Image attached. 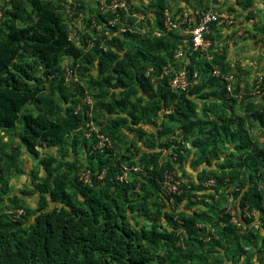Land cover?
Returning a JSON list of instances; mask_svg holds the SVG:
<instances>
[{"label": "trees", "instance_id": "trees-1", "mask_svg": "<svg viewBox=\"0 0 264 264\" xmlns=\"http://www.w3.org/2000/svg\"><path fill=\"white\" fill-rule=\"evenodd\" d=\"M30 5L31 11L27 13L22 3H13L4 13L5 29L0 27V129H12L18 122L21 125L20 144L40 165L39 176L33 185L38 206L32 212L31 219L26 218L29 213L24 209L22 221H11L0 210V264L205 263L206 258L198 251V245L202 244L200 234L204 232L200 224L212 223L210 217H206L208 213L192 210L177 215L167 209V203L172 199L176 206L184 204L185 209L189 210L190 206L199 202L211 206L213 212L218 207L214 195L224 188H231L229 194L235 202V214L232 216L218 209L221 215L216 214L215 217L221 223V229L216 234L217 238L211 239L209 252H218L219 248L227 254L229 246L234 247V253L245 252L240 246V239L253 246L256 235L253 229L248 228L253 217L246 211L264 212L263 196L257 182L264 178V150L256 145L248 150L249 144L244 138L240 118L234 122L220 116L211 122L208 129H203L204 139L197 136L195 128L199 127V123H192L196 116L194 99H198L195 93L206 83L192 84L184 92H175L169 89L168 78L162 74L167 63L178 65L174 62L177 40L180 39L177 32L145 37L139 45L126 49L117 38L107 41L106 49L99 48L98 41H95L93 49L83 53L69 39L65 25L50 1L30 0ZM163 9L157 13L156 29H162ZM102 20L104 17L98 15L96 21L100 23ZM17 21L24 22V25L18 26ZM24 50L36 55L46 74L58 80L57 90L63 104L61 117H52L47 110L52 102L40 94V89L27 84L34 80L33 76L14 65L13 62ZM191 53L196 56L200 54L197 51ZM67 57L73 59L74 71L80 59L79 64L91 66L92 71L97 73L102 87H111L119 93L116 97L110 96L107 91L105 101H99L103 115L114 114L107 130L102 127L100 132L115 140L118 127L128 125L139 128L143 120L148 119L156 129V133L150 136L148 151H141L133 142L130 144L135 147V153L128 155L120 154L115 142L110 147L95 149L93 141L83 137V120L86 116L82 112H75L80 97L67 93L69 86L65 85L62 63ZM190 59L188 75L190 77L196 71L197 77L194 56ZM149 68L152 71L146 75ZM211 78L221 88V96L229 93L221 78ZM74 89L77 93L80 89L78 83H74ZM100 90L103 92L102 88ZM217 93L209 95L220 96ZM30 103L42 105L45 110L35 114L22 113ZM254 105L249 102L245 109L264 126V111L253 110ZM159 118L162 120L160 129L157 123ZM165 119L167 122H179L184 139H187L186 135L191 136L192 147L201 153L198 162L205 168L213 167L207 178L213 184L193 182L181 192L169 196L162 193L164 172L173 167L159 166L156 160L158 152L151 149L158 145L160 136L174 132L173 126L163 122ZM139 134L142 136L144 133L140 131ZM235 141H238L239 148L247 150L242 161L235 164L228 158L218 166L212 165L219 144ZM64 146H69L74 152V159H63V162L53 165L55 158L45 151H60ZM159 148L171 152L170 156L178 155L179 160L186 150L174 140ZM79 150L86 153L90 184L78 178L81 162L77 159ZM129 151L130 148H127L126 152ZM0 155L1 181L7 155ZM19 155V149H14L12 156L7 157L16 160ZM136 161L145 172L136 173L138 179L134 176L128 181L120 180L122 165L134 166ZM0 183L1 206L2 192L7 185ZM137 183L142 195L134 191ZM134 193L136 196L133 198ZM153 196V206L157 203L155 201L163 199L161 211L156 206L154 209L147 206V199ZM205 200L213 203H206ZM10 201L13 203V200ZM153 211L155 214H152ZM212 224L215 225L216 221ZM260 242L264 246V237Z\"/></svg>", "mask_w": 264, "mask_h": 264}, {"label": "rangeland", "instance_id": "rangeland-1", "mask_svg": "<svg viewBox=\"0 0 264 264\" xmlns=\"http://www.w3.org/2000/svg\"><path fill=\"white\" fill-rule=\"evenodd\" d=\"M43 1L52 3L54 11L66 27L69 39L78 45L83 53L92 50L95 41H98L99 48L106 49V42L112 41L113 38L121 41L123 49L139 45L142 38H151L153 36L152 31L157 27V13L163 7V14L167 11L168 14L172 15L175 12L205 8L211 5L220 15L226 17L224 22L214 26L212 29L211 37L213 43L211 47L205 51H197L200 53L198 56L186 48L188 51L187 74L188 66L191 64L190 57L192 56H194V62L197 64L196 70L198 71L197 77L196 71L190 77L188 75L190 86L196 83H206L201 90L195 93L198 99H194L196 116L192 123H199V127L195 128V131L198 137L204 139L205 132L203 129H208L211 122L216 121L218 117L225 116L234 122L236 118H240L244 127V138L246 143L249 144L248 150L254 145L264 150V126L251 116V112L245 109L246 104L252 102L255 104L253 110L264 111V0H128L129 7L126 10L118 11L115 15L109 9L111 0ZM17 2L22 3L24 11L27 13L31 11L30 0H0V27L2 29H5L4 21L6 16L4 13L6 9H9L13 3ZM101 7L105 10L103 14L100 10ZM98 15L104 17V20L100 23L96 21ZM93 19H95L97 24L91 27L90 21ZM16 23L18 26L24 25V22L21 21ZM177 35L180 36L177 42L182 43L186 35L183 32H179ZM80 61L79 59L74 71V66L72 69L73 59L67 57L62 63V69L65 85L69 86L67 93L80 97L79 102L76 104L75 112H82L86 116V119L83 120V137L93 141L94 148L96 141H98L96 135H102L107 138L110 145L114 142L117 143L118 148L116 150L120 154L135 153V147L141 149V151H148L147 145L149 144L150 136L156 133V129L154 130L148 119L143 120L139 128L129 127L128 125L118 127V132H115L117 134L115 135V140L100 132L102 127L107 130L106 128L114 119V114L103 115L102 111H100L99 101H105V93L110 92V96L115 95L116 97H118L119 93L111 87L113 92L110 88L102 87L97 73L92 71L91 66L79 64ZM13 63L21 67V69L27 70L34 78L32 81H28L27 84L40 89V94L52 102L47 109L52 117H61L63 115V104L57 90L58 80L46 74L44 66L38 57L31 51L24 50ZM222 73L230 74L233 78L231 92L225 93L223 96L220 94L221 88L217 87V83L211 78L213 76L219 77L217 74ZM260 79L261 82H259ZM210 81H212V84ZM74 83H78L80 86L77 93L74 89ZM100 88L103 89V92ZM212 92H219L217 94H220V96L209 95ZM40 110H45V107L30 103L24 108L22 113L35 114ZM165 121L166 125L174 127V132L160 136L157 142L158 145L151 149V151L155 150L158 152L156 160L159 166L170 165L174 168L166 170V175L169 179L164 188L161 186L162 193L169 196L170 192H181V189L184 187L189 188V183L193 182L199 183L202 181L204 184H213L212 180H207L209 170L213 167L205 168L202 163L198 162L201 153L198 149L192 147L191 136L186 135L187 139L183 138L184 134L179 128V122H167V119L163 122ZM160 122L162 120L159 118L157 120L158 129H160ZM192 123L191 125H193ZM20 131L21 125L19 122L12 129H0V153L11 157L14 149H19L20 152L16 160H9L7 156L5 157L7 165L3 169V180L0 182H2V185L6 184L7 187L2 192L4 197L2 196L3 201L0 210L15 209L21 206L29 213L26 218L31 219L32 212L38 206L37 193L33 185L39 176L40 165L37 160L26 153L25 148L20 144ZM140 131L144 133L142 136L139 134ZM169 140L178 142L179 145L186 149L183 152L185 153L183 158L180 160L178 155L170 156L171 152L160 150L159 146L164 145ZM131 142L134 143L135 147L131 146ZM218 147L217 156L212 159L214 160L212 163L214 166L220 165L228 158L238 164L239 161H242L245 151H247L239 148L238 141L225 143L224 145L219 144ZM127 148H130L129 152H126ZM45 153L55 158L56 162L53 165L63 162V159L69 161L74 159V152H71L69 146H64L60 151L59 149H47ZM85 157L86 153L79 150L77 159L81 162H79L77 174L82 169H87ZM121 171L124 173L122 180L126 181L131 180L134 176L138 179L139 176H136V173L145 172L138 161H136L134 166L122 165ZM121 174L120 172L119 177ZM257 182L262 192V207L264 208V178L257 180ZM230 189H220L214 195V200L218 202V207L213 212L211 206L199 202L190 206V209L187 210L184 204L179 207L176 206L172 199H169L167 209L174 211L177 215L182 212L188 213L192 210L205 212L208 213L206 217H210L209 219L212 223L216 221L215 225L209 222L200 224L201 228L204 227V232L200 234L202 244L198 245V251L206 258L205 263L203 261L200 264H264V246L260 242L262 237H264V212L260 211H246L248 215L253 217L252 223L248 226V228L254 230L256 235V239L252 242L253 246L247 245L244 239H240V246L245 252L234 253V247L231 246L227 247V254H224L223 249L219 248H217L218 252H209L211 239L213 237L216 239V234L221 229V223L215 217L216 214L221 215L218 209L232 216L235 214V202L229 194ZM134 191L142 195V192L138 190V183ZM135 193L133 198L136 196ZM197 195L199 196L200 194L197 193ZM10 199L13 200V203ZM139 199H141L140 196ZM136 200H138V197ZM152 201H154V196L147 199V206H153ZM205 202L213 203L210 200H205ZM155 203L154 206L160 208L161 211L164 205L163 199L155 201ZM154 206L152 209H154ZM152 214H155V212L153 211ZM232 221L234 222L235 219L233 218ZM159 226L161 227L162 225Z\"/></svg>", "mask_w": 264, "mask_h": 264}, {"label": "built area", "instance_id": "built-area-1", "mask_svg": "<svg viewBox=\"0 0 264 264\" xmlns=\"http://www.w3.org/2000/svg\"><path fill=\"white\" fill-rule=\"evenodd\" d=\"M212 1V0H208ZM129 7L128 0H111L109 3V9L113 15L117 14L118 11L126 10ZM102 14L105 12L104 8L101 7ZM115 19V18H114ZM226 17L220 15L211 5L205 8H194L187 11H179L170 15L167 11L164 12V17L162 19V29H154L152 31L153 36L159 37L163 33H172V32H183L186 37L182 40V43H178L177 49L174 54V62L178 64L173 66L171 62L167 63L162 70V74L167 76V85L171 91L175 92H184L190 86V81L188 79L186 65L188 63L187 53L189 51H205L209 49L212 45V39L210 37L212 33L211 26H217L221 22H224ZM95 19L91 20L90 26H96ZM188 46V47H187ZM180 63H182L180 65ZM152 71L149 68L146 71V75ZM67 72V71H66ZM219 78L225 83L226 91L231 92L232 88V75L222 73L217 74ZM65 78H67L65 76ZM261 82V79L260 81ZM98 141H96L95 149H102L104 147H110V143L107 138L102 135H96ZM2 158L0 155V178L2 175ZM164 172V177L162 180V188L168 182V176ZM121 176L118 177L122 180L123 171H121ZM78 178L85 184H90V172L88 169H82L78 173ZM165 178H167L165 180ZM175 193V192H170ZM6 214L11 221H19L24 215L25 210L23 207H17L15 209H7L3 212ZM233 219V218H232ZM235 222V221H234Z\"/></svg>", "mask_w": 264, "mask_h": 264}]
</instances>
